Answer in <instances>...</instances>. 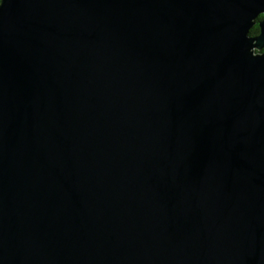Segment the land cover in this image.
<instances>
[{
    "label": "water",
    "instance_id": "95a60500",
    "mask_svg": "<svg viewBox=\"0 0 264 264\" xmlns=\"http://www.w3.org/2000/svg\"><path fill=\"white\" fill-rule=\"evenodd\" d=\"M0 264H264V0H0Z\"/></svg>",
    "mask_w": 264,
    "mask_h": 264
},
{
    "label": "trees",
    "instance_id": "16d2710c",
    "mask_svg": "<svg viewBox=\"0 0 264 264\" xmlns=\"http://www.w3.org/2000/svg\"><path fill=\"white\" fill-rule=\"evenodd\" d=\"M263 17L262 14L258 15L257 19H261ZM250 33L251 34H255L258 33V26L254 25L251 29H250Z\"/></svg>",
    "mask_w": 264,
    "mask_h": 264
}]
</instances>
